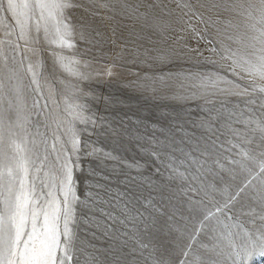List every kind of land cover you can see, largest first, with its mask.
<instances>
[{"label": "snow or ice", "instance_id": "6c2138e0", "mask_svg": "<svg viewBox=\"0 0 264 264\" xmlns=\"http://www.w3.org/2000/svg\"><path fill=\"white\" fill-rule=\"evenodd\" d=\"M116 16L131 22L119 42L94 23ZM189 33L196 47L180 44ZM124 72L126 87L179 109L128 118L134 129L97 116L91 84ZM125 140L141 159L120 154ZM255 256L264 0H0V264Z\"/></svg>", "mask_w": 264, "mask_h": 264}, {"label": "rangeland", "instance_id": "374dc122", "mask_svg": "<svg viewBox=\"0 0 264 264\" xmlns=\"http://www.w3.org/2000/svg\"><path fill=\"white\" fill-rule=\"evenodd\" d=\"M81 13L76 10L75 15L79 16ZM94 23L101 27L105 32H110V29L115 27L117 33V41L121 36H127L129 29L125 27V24H130V21H123L119 16H116L113 20H103L97 17ZM174 37H183L184 34L176 32L172 34ZM186 43L189 47H196L197 42L195 39L189 36L187 38L181 39L180 44ZM78 47L82 45L78 44ZM50 63V62H49ZM127 67L132 68L135 71V67L128 65ZM134 77L127 74V72L121 73L119 76L112 78L110 80H101L99 82H93L91 88L94 91L97 99L91 102L92 110L99 117H107L109 120L113 121L117 127V123L121 118H134L142 121H153L157 122L159 120V114L163 110L179 109L178 105L172 103H161L148 99L145 95L137 91H133L126 87L129 80ZM128 127L134 129L136 126L132 124L131 119H128ZM93 140L96 139L95 136L92 137ZM101 146L111 149L113 145L111 142L104 143L103 138H101ZM117 150L128 160L141 159V154L137 151L135 147V142L123 141V147L117 146ZM80 191H84L83 184H81ZM163 219V218H162ZM175 235V234H173ZM170 239L168 236H160V241H166ZM179 257H175L178 259ZM250 264H264V257L255 256Z\"/></svg>", "mask_w": 264, "mask_h": 264}]
</instances>
